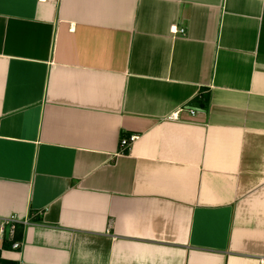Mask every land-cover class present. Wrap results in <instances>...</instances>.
<instances>
[{
	"label": "crops",
	"instance_id": "crops-1",
	"mask_svg": "<svg viewBox=\"0 0 264 264\" xmlns=\"http://www.w3.org/2000/svg\"><path fill=\"white\" fill-rule=\"evenodd\" d=\"M13 215L10 264H262L264 0H0Z\"/></svg>",
	"mask_w": 264,
	"mask_h": 264
},
{
	"label": "built area",
	"instance_id": "built-area-1",
	"mask_svg": "<svg viewBox=\"0 0 264 264\" xmlns=\"http://www.w3.org/2000/svg\"><path fill=\"white\" fill-rule=\"evenodd\" d=\"M185 30L184 28H180V29H173V33L177 34V33H184ZM190 112L195 113V111L190 110ZM178 114L174 113L172 114L171 118L172 119H177ZM137 138V136L132 135L130 137H126V136H122V138L120 139V152H126L130 146V144L135 141V139ZM18 222H22L20 220V218H18L17 216L13 215L10 216L8 218H3L0 219V237L2 239H8L10 238L11 240L13 239L14 233H15V228H16V224ZM23 223H27V220L23 221ZM20 242H13L12 246L14 249H18L20 248ZM264 264V262L262 263Z\"/></svg>",
	"mask_w": 264,
	"mask_h": 264
},
{
	"label": "trees",
	"instance_id": "trees-1",
	"mask_svg": "<svg viewBox=\"0 0 264 264\" xmlns=\"http://www.w3.org/2000/svg\"><path fill=\"white\" fill-rule=\"evenodd\" d=\"M0 263L10 264V262H6L0 258Z\"/></svg>",
	"mask_w": 264,
	"mask_h": 264
}]
</instances>
